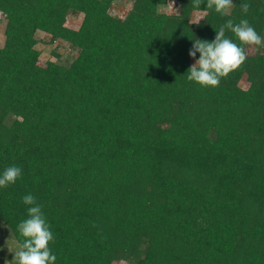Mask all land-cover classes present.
<instances>
[{"label": "trees", "instance_id": "1", "mask_svg": "<svg viewBox=\"0 0 264 264\" xmlns=\"http://www.w3.org/2000/svg\"><path fill=\"white\" fill-rule=\"evenodd\" d=\"M116 1L0 0V175L22 169L0 187V225L23 242L31 194L56 264H264V46L226 30L244 64L216 87L187 78L194 40L227 20L264 37V0L227 16L207 0L172 14L170 0H133L125 19ZM39 32L73 62L40 66Z\"/></svg>", "mask_w": 264, "mask_h": 264}, {"label": "clouds", "instance_id": "2", "mask_svg": "<svg viewBox=\"0 0 264 264\" xmlns=\"http://www.w3.org/2000/svg\"><path fill=\"white\" fill-rule=\"evenodd\" d=\"M192 3L199 7L202 0H192ZM206 7L214 8L217 13L227 16L233 7V0H207ZM241 8L247 13L250 5L242 3ZM226 30L231 31L242 45L264 46V37L256 32L248 20L242 19L239 23H234L229 19L217 31L213 41L194 40L189 55L194 59L197 53L200 56L188 70L189 81H194L201 86L216 87L221 83V78L227 77L229 73L244 64L247 59L245 48L228 38ZM21 176V168L17 166L6 168L0 175V187L14 184ZM23 203L30 207L27 209L28 218L18 225V231L24 240L19 243V250L14 252L13 261L15 264H56L57 257L49 246L50 242L54 241V236L42 206L37 204L35 197L31 194L23 197Z\"/></svg>", "mask_w": 264, "mask_h": 264}, {"label": "rangeland", "instance_id": "3", "mask_svg": "<svg viewBox=\"0 0 264 264\" xmlns=\"http://www.w3.org/2000/svg\"><path fill=\"white\" fill-rule=\"evenodd\" d=\"M133 0H117L114 3L111 13L118 17L125 19L132 7ZM163 11L167 14H172L176 11V3L174 0H170L168 6L163 9ZM204 13L202 12H195L193 14L192 22L198 23L200 20L203 19ZM83 20V15H69L67 19V26L72 29H79ZM5 28H6V21L3 19V16H0V47L4 45L5 42ZM50 35L39 32L38 38L40 43L37 45V49L41 52L39 65L46 66L48 61H57L63 65H70L77 53L72 51L67 44L62 41H58L54 44L49 43ZM55 53L58 55H55ZM196 62V59L193 58V64ZM242 86L247 88V84L243 83ZM18 249V245L15 240L10 237L8 232L4 229L2 225H0V264H11V260L14 259V252ZM121 264V263H120Z\"/></svg>", "mask_w": 264, "mask_h": 264}]
</instances>
